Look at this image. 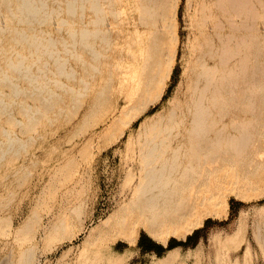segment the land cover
<instances>
[{
	"label": "rangeland",
	"instance_id": "obj_1",
	"mask_svg": "<svg viewBox=\"0 0 264 264\" xmlns=\"http://www.w3.org/2000/svg\"><path fill=\"white\" fill-rule=\"evenodd\" d=\"M4 3L0 0V19L6 26L0 33V264L26 259L27 264H264V195H229L223 216L207 217L185 238L170 235L166 243L129 217L136 178L130 165L131 139L142 120L169 109L174 97L186 90L192 50L210 48L195 32L203 21L217 22L214 2L179 0L180 44L164 93L123 133L118 127L128 118L127 111L160 85L166 44L161 61L162 54L151 49L123 89L114 90L115 81L110 85L104 80L105 59L92 60L78 37L74 45L67 43L70 30L80 32L85 17L96 16L91 3L85 10L81 0H45L40 13L30 17L8 13ZM99 3V16L122 26L127 0ZM257 5L262 33L264 0ZM261 48L264 59V40ZM20 62L21 69L13 67ZM71 65L74 75H68ZM106 86L103 102L96 105L98 92ZM133 86L139 91L126 102ZM118 98L123 113L97 128ZM260 151L264 161V138ZM257 185L256 190H264V182Z\"/></svg>",
	"mask_w": 264,
	"mask_h": 264
},
{
	"label": "bare ground",
	"instance_id": "obj_2",
	"mask_svg": "<svg viewBox=\"0 0 264 264\" xmlns=\"http://www.w3.org/2000/svg\"><path fill=\"white\" fill-rule=\"evenodd\" d=\"M81 1L85 10L91 3L96 16L85 17L80 32L70 30L71 41L67 43L74 45L78 37L81 49L92 60L105 59L108 76L104 80L110 85L115 81L114 90L123 89L151 49L162 54L163 45L168 48L159 87L127 111L128 118L118 127L123 133L126 125L164 93L180 44L179 0H127L123 24L117 28L99 16V0ZM212 1V16L217 22L203 21L195 32L210 43V48L192 50L194 65L186 90L174 97L169 109L142 120L129 147L136 176L129 217L164 243L170 235L185 238L207 217L223 216L229 195L241 199L264 195V190H256L257 184L264 182L260 151L264 138V59L260 58L264 32L256 22L259 0ZM4 4L8 13L27 17L38 15L46 6L45 0H5ZM160 15L164 18L159 19ZM5 27L0 19V33ZM38 40H34L37 48L41 44ZM67 50L74 54L72 48ZM81 63L87 65L83 58ZM13 67L21 69L22 62ZM70 71L68 75H74L73 65ZM107 87L98 92L96 105L103 102ZM134 87L128 91L126 102L138 93ZM122 102L117 99L107 117L96 123L97 128L123 113ZM21 229L18 227V232Z\"/></svg>",
	"mask_w": 264,
	"mask_h": 264
},
{
	"label": "crops",
	"instance_id": "obj_3",
	"mask_svg": "<svg viewBox=\"0 0 264 264\" xmlns=\"http://www.w3.org/2000/svg\"><path fill=\"white\" fill-rule=\"evenodd\" d=\"M152 250H156L155 248H152ZM172 250V249H171Z\"/></svg>",
	"mask_w": 264,
	"mask_h": 264
},
{
	"label": "trees",
	"instance_id": "obj_4",
	"mask_svg": "<svg viewBox=\"0 0 264 264\" xmlns=\"http://www.w3.org/2000/svg\"><path fill=\"white\" fill-rule=\"evenodd\" d=\"M179 245H181V244H179Z\"/></svg>",
	"mask_w": 264,
	"mask_h": 264
}]
</instances>
